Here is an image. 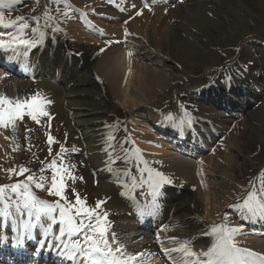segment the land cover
<instances>
[{"label":"bare ground","instance_id":"bare-ground-1","mask_svg":"<svg viewBox=\"0 0 264 264\" xmlns=\"http://www.w3.org/2000/svg\"><path fill=\"white\" fill-rule=\"evenodd\" d=\"M149 1L151 0H145L147 3ZM154 1L155 4L148 11H139L138 15L135 6L139 1L128 0L130 7L126 11L128 13V9H132L129 12L133 16L132 19L123 15V24L116 20L118 24L111 22L107 25L108 31L115 33L118 45L110 46L100 54L99 60L93 67H90L88 63L86 66L83 62L84 66L76 70V73L67 81L64 78L67 73L65 69L69 68L70 61L64 58L65 53L60 49V43L55 39L40 41L36 48V52H40L37 57L39 65L28 64L29 66L24 70L33 67L44 73L43 76L52 70L54 78L63 77L62 84L57 85L55 87L57 89L53 90V87L42 78L41 81L30 85V88L33 87L30 91L27 83L17 82L8 85L9 82L3 81L4 83H0V97L23 101L40 93L46 101H51L49 98L55 101L54 104L52 101L46 104V111L52 116L50 131L60 133V150L63 146L69 151L81 150L85 154L86 166L94 173L93 183L96 186L92 207H95L97 201L104 202L98 212L102 216L106 214L108 219L106 218L105 221L111 222L109 226L105 223L102 225L106 229L105 239L116 257L124 259V255H120L117 251L119 250L117 241L127 244L138 239L136 235L127 234L134 229L136 223L121 220L119 215L128 210L126 205L133 204V199L138 200L135 196L148 190L153 200L144 205L142 211L148 216L160 218L161 221L167 219L165 226L157 230L156 235L171 238L172 247L169 248L167 245L162 248L166 249L163 257L169 258L172 263L166 262L164 258L161 263L179 264L178 261L181 260L185 264H191L195 260L198 264L199 261L207 259L201 254L208 250L200 243L211 241L210 238L214 236L213 228L219 227L218 216L222 213V209L228 206L233 195L242 190L239 188V183L235 181V170L237 168L240 170L245 181L244 178L250 173L264 167V157L262 162H257L252 156L257 145L264 144V104L258 105L253 111L252 106H248L247 99L252 98L254 101L260 99L264 102V49L256 40L249 38L248 33L243 30V26L253 18L250 15L246 16V10L241 9L235 0L227 3L222 0H182L169 8L162 7V5L166 6L162 0ZM126 5L127 2L124 3V7ZM94 9L107 17L112 13H115V18L120 17V13L109 7L100 9L95 5ZM115 24L117 25L114 26ZM26 27L21 28V25L11 27L15 30L9 33L12 38L8 39L16 42L18 38L15 33L29 31ZM118 27L121 29L118 30ZM79 36L81 37L82 34ZM4 39L7 41L6 35ZM91 40L95 41V38H86L87 42ZM37 42L34 40L27 50L34 51V45ZM55 44L58 46L54 48V51L51 49L50 52H42L44 46L52 47ZM234 47L240 50L236 52L238 54L236 57L229 60L231 69L229 68L230 70L222 78V74H219L211 80L209 85L200 88L195 84L196 78L189 79L190 76H186V72H190L189 69L192 70L193 75L198 72L202 74L212 72L217 68L216 63L220 56L227 55ZM6 50L9 58L20 63L19 54H17L19 50L12 52L8 47ZM247 50H252L257 56L255 65L257 72L255 73H252L248 66L250 60L246 57ZM35 56L33 53L30 63ZM236 69H238L237 72H234L233 70ZM98 80L106 84L113 97L127 109L132 112L146 110L145 114H149L154 119L160 118L147 108L149 104H152L148 96L153 98L173 83L182 80L186 84L182 98L186 97L185 101H189L186 104L194 106L193 112L205 113L208 118L205 121L209 122L184 116V112L181 111L178 114V120L164 117L166 121L161 120L167 123L163 124L160 120L163 125L161 123L159 125L167 132V126H172L170 121L176 122L175 126L179 128V137H176L181 139L176 140V144L181 143L201 150L215 143L216 147L212 155L207 158L200 157L195 161L185 160L165 150L171 145L156 140L158 136L152 131H143L151 136V140L147 144H142L138 143L140 139L136 135L127 133L126 124L103 123L100 119L101 114L110 108L111 100L101 98L102 95L105 98L108 96L96 87L95 83ZM11 81L14 82V80ZM221 83L223 86L219 87ZM58 89L59 92H56ZM259 89H262L261 93H258ZM47 90H51L52 96H48L49 98L45 96ZM224 91L238 93L246 102H242L239 98L238 103L231 101L226 104V98H223ZM245 92L247 93L244 94ZM225 112L227 115L224 114ZM23 119L24 122L31 120L26 114ZM236 120L241 123L240 128L236 127ZM15 123V127L12 128L8 123L0 124L2 131L0 169L13 167L16 160L15 140L18 131L22 132V125L18 118ZM138 130L141 131V129ZM162 133L169 139L163 131ZM204 133L207 138L203 137ZM218 138L221 140L218 141ZM130 141L136 145L137 149L130 144ZM198 142L200 144L198 146L201 147H194ZM186 149L189 150L183 147L184 151ZM189 152L192 154L194 150L191 148ZM199 156L200 154H197L196 158ZM236 158L240 159V164L236 163ZM155 172L163 173L170 181L161 185L158 191H154L148 181L149 175H154ZM249 184L251 185L247 190L254 192L252 183L249 182ZM190 188H193L196 196L202 199L204 212L201 217L190 206L193 198ZM155 193L159 194L158 198L163 203L155 201L153 197ZM161 206L164 208V214L160 212ZM263 213H253L249 223L241 226L244 228L242 231L249 235V238L239 240L242 242L239 247L264 254V237L256 236V234L264 233ZM222 214L225 215V213ZM114 215L116 217L110 220L109 216ZM22 217L26 222L35 216L29 217L27 213ZM42 221L46 223L45 230L42 229V232L48 233L46 230L50 219L42 216ZM245 221L248 219L245 218ZM4 222L6 223V220ZM257 227L260 228L257 229ZM59 229L57 220V224H54L52 228L54 235L58 233L60 236ZM240 234L241 231L236 233V235ZM54 235L50 237L55 238ZM60 239L66 241L69 246L77 241L84 246L83 233L73 235L71 238L65 234ZM185 240L198 244H194V248L189 249L188 241ZM144 245L146 244L141 245L140 249H143V254L145 253L149 260L153 256H147L148 248ZM132 252L136 253L133 250ZM146 258L136 254L131 255L128 261L132 264H146ZM158 262L154 260L150 264Z\"/></svg>","mask_w":264,"mask_h":264},{"label":"rangeland","instance_id":"rangeland-1","mask_svg":"<svg viewBox=\"0 0 264 264\" xmlns=\"http://www.w3.org/2000/svg\"><path fill=\"white\" fill-rule=\"evenodd\" d=\"M225 3L231 1V0H222ZM237 5L240 6L241 9L246 10V16H251L253 18L252 21L248 22L246 25H244V31L248 33L247 35L249 38L256 40L259 42L262 47L264 48V0H235ZM54 1L51 0H39L38 4L35 5L33 1L31 0H25L24 2H21L22 4H16L13 6L11 10L4 12V22L6 24H9L11 21H17L18 17H23L24 19L17 21L14 25H27L30 29L33 27H37L38 31V24L39 19L42 15H45V13H49L52 17V20L58 23L59 21H62L61 26L67 28L65 26L66 24L69 25V21H67L66 14L64 13L63 7L58 6L57 3H51ZM46 7V8H45ZM83 7V6H82ZM84 8V7H83ZM50 9V10H48ZM66 23V24H65ZM13 26V25H12ZM11 26V27H12ZM9 28V27H7ZM11 30V29H10ZM75 48L76 49H82L89 47L90 52L96 54V56L91 60V64L95 66L97 61L99 60V53H103L108 49V47L105 46L103 48L102 46L98 47L94 44H86L84 41L76 40L74 41ZM103 49V51H101ZM239 51L236 47L230 51L227 55L229 56L234 52ZM89 53V52H88ZM224 54L223 56H220V58L217 60V62L222 63V61L227 56ZM257 59L251 58V61H255ZM250 67H253V70L255 69L254 63L249 64ZM190 72H186V76H190L189 79H195L199 84H203L205 81L204 77L207 74H202L200 72L193 75L191 72L192 70L189 69ZM197 72V71H196ZM199 77V78H198ZM196 82V83H197ZM101 88H104L105 94H107L108 98L111 99L110 103V109L105 112L101 119L104 123H114L118 120L125 121L129 120L130 117V110L127 109V107L123 106L119 100L115 99L112 95V92H110V89L107 85L104 83H101ZM185 83L181 80L178 82L173 83L169 88H166L162 90L161 93L154 95L152 98L151 96H148V99L151 103L148 105V109L151 111H155L156 113H159L158 111H169L170 113H179L182 107H185L183 105H180V103L175 102L177 98L180 99L181 95L185 94H179L181 92H185ZM264 104L262 101H258L254 103L252 106V110L256 109L258 105ZM111 110H114L116 115L111 114ZM256 112V110H255ZM202 116H204L202 114ZM205 117V116H204ZM142 119V118H139ZM19 122L22 125V132L18 131V135L16 137V160L14 161L13 167L0 169V185H5L8 187H5L7 192L12 193L11 199L13 201H23L22 194L24 193V188L22 182H27L26 177L28 175H31L34 177L33 182L29 183V189L28 191L32 194H34L37 198L48 201V202H55L58 198L55 195H49L47 188L50 187L51 184V177H52V170L48 167V165L51 163L53 159L56 160L57 165H62L64 169H67L68 174H65V193L64 195L67 197L68 201L74 203L77 194L79 198L84 200L87 204L92 207L93 201L95 200L96 195V186L93 183V173L92 171L88 170V167L86 166V161L84 160V155L81 152H77L78 154H75L74 152H70L68 149H65L63 153H61L60 150V141H61V135L59 132L52 133L50 129H47V124L44 122V118L39 117L38 121H33L32 119L30 121L24 122L23 118H18ZM237 121V120H236ZM13 123H10V126H13ZM134 127H137L138 125H133ZM130 126V127H133ZM15 127V125H14ZM237 128L241 127V123L237 121ZM12 128V127H10ZM0 131V137H1ZM139 133V132H136ZM51 135L53 137V143L49 145L48 143V136ZM221 140V139H220ZM142 144L144 142L140 141ZM133 144V143H132ZM215 147V144L213 145ZM212 147V148H213ZM51 148V152L50 149ZM135 148V145H134ZM214 148L212 149L213 152ZM211 150H207L205 152V157H209L212 155ZM57 153H60L59 156H57ZM253 158L257 162H262L261 160L264 157V144H259L254 149V152L252 153ZM236 163L240 164V159L236 158ZM27 169V171L23 175H17L19 173L20 169ZM12 169V172H9L8 170ZM43 169V171H42ZM44 177L45 180L43 181L46 185L44 189H37L35 187V182H41L40 177ZM208 177V176H207ZM254 177H259L262 183L264 184V168H261L257 172H252L250 175L245 177V181L243 180L240 170L237 168L234 172V178L235 181L239 183V188H242L241 192L236 193L233 195L230 199L229 206L230 208H223L222 213H225V216L219 214V218L221 221L224 222L226 227H237L241 228L242 225H244L243 221L239 219V214H244L247 211H252L253 208L255 210H261L262 209V203L261 198L259 197V189L257 188V183L253 180L251 182V179ZM209 180V178H208ZM253 184L254 192L251 193L252 195L249 196L248 188L251 184ZM12 184H21V187L19 188L18 192H13L11 189ZM194 198V203L191 202V207L194 208V212L198 216H202L204 210H203V202L202 199L198 198L194 191H190ZM75 193V194H74ZM248 200V204L245 205L244 201ZM240 205V206H239ZM231 208L235 209L233 211ZM239 211V213H238ZM246 217V216H245ZM220 221V222H221ZM236 235V234H235ZM238 240L245 239V236H239L236 235L235 237ZM236 241V240H235ZM237 241V242H241ZM198 244L197 242H192V244ZM203 244V243H200ZM191 245V244H188ZM208 246V245H204ZM192 247V246H191ZM190 247V248H191Z\"/></svg>","mask_w":264,"mask_h":264},{"label":"snow or ice","instance_id":"snow-or-ice-1","mask_svg":"<svg viewBox=\"0 0 264 264\" xmlns=\"http://www.w3.org/2000/svg\"><path fill=\"white\" fill-rule=\"evenodd\" d=\"M8 2L9 0H0V6ZM137 14L139 15L140 13L138 12ZM22 19L24 18L18 17L17 21ZM17 21L4 24L3 13L0 12V26L9 27L14 25ZM23 27L26 26L21 25V28ZM18 44L31 46L32 41L28 39H19ZM4 47L6 46L3 40H0V48ZM7 47H11V45ZM101 51H103V49ZM50 102L51 101H46L40 93H36L23 101L19 99L13 101L7 97H0V124L12 122L17 118H23L25 114L33 121H38L39 117L50 115L46 111V104ZM48 143L49 145L53 143V137L51 135L48 136ZM49 150L51 152V148ZM64 151V147L61 146V153ZM59 155L60 153H57V156ZM48 167L52 170V177L50 187L47 188V191L49 195H55L58 199L55 202H48L37 198L28 191V182H33L34 177L31 175L26 177L27 182H22L24 188V193L22 194L24 208L28 211L29 217L35 216V221L30 219L27 222H22L24 231L14 237V244L19 246L24 244L25 239H34L32 229L36 227L37 224L43 227L40 223L41 215L48 217L52 221V224L57 223V217L54 213L58 211L60 236L57 237V239H60V237H63L65 234L71 238L73 235L83 233V247H81L79 241L71 244V246L67 244L64 246L66 251H71L73 259L79 254L84 264H121V262L116 259L115 253L105 239L106 229L102 225V217L98 212V209L102 207L104 202L97 201L95 207H87L86 202L79 198L78 194L74 203L68 201L67 197L64 195L66 189L65 174H68L67 169H64L62 165L58 166L55 159L51 161ZM8 171L12 172L13 170L9 169ZM26 171L27 169L21 168L17 175H23ZM44 180L45 178L43 176L40 177L41 182H35V187L37 189H44L46 187L43 182ZM148 181L154 191H158L159 187L164 183L170 182L168 178L160 172H155L154 175L150 174ZM5 187L8 186L0 185V198L3 196ZM20 187L21 184L11 185L13 192H18ZM251 195L252 194L249 193V196ZM244 204L247 205L248 200H245ZM262 208H264V205H262ZM85 220H87L88 223H85ZM93 220L95 223H93ZM52 224H49V229H51ZM15 230V227H13V231ZM240 231L241 229L237 227H214V241L209 249L201 254L207 257V259L199 261L198 264H264V254L237 246L233 237ZM43 243H45V241L42 240L41 244ZM189 254L191 255L192 253Z\"/></svg>","mask_w":264,"mask_h":264}]
</instances>
